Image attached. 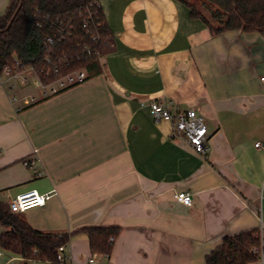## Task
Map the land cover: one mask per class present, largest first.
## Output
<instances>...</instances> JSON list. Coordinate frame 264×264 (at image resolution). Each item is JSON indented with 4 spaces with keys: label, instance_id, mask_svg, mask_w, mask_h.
<instances>
[{
    "label": "crops",
    "instance_id": "obj_1",
    "mask_svg": "<svg viewBox=\"0 0 264 264\" xmlns=\"http://www.w3.org/2000/svg\"><path fill=\"white\" fill-rule=\"evenodd\" d=\"M189 1L210 18L212 6ZM100 2L115 50L99 75L51 96L28 69L0 80V202L50 196L18 214L41 232L120 228L110 256L74 235L70 264H206L225 236L264 238V36L213 35L176 0ZM8 4L0 0V16ZM151 100L204 117L206 158L154 120ZM30 157L36 170L24 165ZM12 258L51 264L4 251L0 264Z\"/></svg>",
    "mask_w": 264,
    "mask_h": 264
},
{
    "label": "trees",
    "instance_id": "obj_2",
    "mask_svg": "<svg viewBox=\"0 0 264 264\" xmlns=\"http://www.w3.org/2000/svg\"><path fill=\"white\" fill-rule=\"evenodd\" d=\"M176 1L186 5L190 17L202 19L213 35L240 30L246 33L258 32L264 36V0H204L212 6L210 18L189 0ZM94 2L95 0H9L5 14L0 16V76L7 67L14 75L30 67L38 71L45 65L48 56L51 57V65L60 67L61 75L82 68L87 69L89 78L99 75L102 71V58L114 52L115 44L101 7L97 17L102 21V27L91 29V34L99 36L98 43L90 42L91 34L82 29L83 15ZM47 16L50 17L49 22L59 17L65 22V26L70 21V26L74 28L65 41L49 47L45 45V40L56 31L46 22H43V27L38 26L39 21H45L44 17ZM84 46L90 48V54L83 51ZM40 77L44 83L54 80ZM0 228L1 251L25 262L51 264H64L58 259V249L68 246L77 233H85L91 252L102 256L111 255L114 240L120 233L119 227H91L63 234L41 232L33 229L18 214L12 213L9 205L2 202ZM260 244L259 230L225 236L222 244L208 255L206 264H250L259 261L254 250Z\"/></svg>",
    "mask_w": 264,
    "mask_h": 264
},
{
    "label": "built area",
    "instance_id": "obj_3",
    "mask_svg": "<svg viewBox=\"0 0 264 264\" xmlns=\"http://www.w3.org/2000/svg\"><path fill=\"white\" fill-rule=\"evenodd\" d=\"M100 1L101 0H95L92 7L86 9L83 15L81 27L88 34L92 33V28L100 29V27H102V21L99 17H97L98 9H100L101 7ZM44 18L45 21H39L38 26L43 27V22H46L50 28L56 31L53 36H48L46 38L45 45L48 47L54 46L58 42L62 43L63 41H65L74 29L73 26H70V21H67V24L65 26V22L60 20L59 17L53 22H49L50 17L48 16ZM99 39L100 38L97 34H91L90 42L98 43ZM81 47L82 46H80V48ZM83 51L85 53L90 54V48L87 46L83 47ZM50 63L51 57L48 56L45 59V65L38 71L34 67L28 68V70H31L36 74L38 79L36 85L40 87L45 96L58 94L61 91L82 84L89 79V75L86 68H82L79 70H75L71 73L61 75L60 67L53 66ZM3 76H14V74H12L10 68L7 67L4 70L3 74L0 76V80ZM40 76L45 79L53 78L54 80L49 83H44ZM260 80L264 84V77H261ZM32 101L34 102V99H32ZM26 103L29 102L26 101ZM147 106L154 120L158 122L167 121L171 123L173 129L172 137L174 139H184L189 144L194 153L201 156L202 158L207 157V153L209 150V132L204 117L199 115L196 110L189 109L187 111L172 112L166 104L157 100L149 101ZM260 146V144L256 145V147ZM38 162L39 159H37L36 157H30L24 161V165L26 167L35 169V166L38 164ZM49 199L50 196L46 194H39L37 191L32 190L15 197L9 203V208L12 213L20 214L31 208L43 207ZM175 199L178 203H181L185 206H191L193 202L192 196L188 193H178L175 195ZM260 238L261 244L259 248H255L254 252L259 256V261L264 264V238L262 232H260ZM111 240L113 241L114 238H112ZM67 247L68 246L65 245L61 246L58 249V259L64 264H70V260L65 255ZM1 254L2 251L0 250V255ZM13 260V258L10 260L11 264ZM94 263V259L92 258L88 261L87 264Z\"/></svg>",
    "mask_w": 264,
    "mask_h": 264
},
{
    "label": "water",
    "instance_id": "obj_4",
    "mask_svg": "<svg viewBox=\"0 0 264 264\" xmlns=\"http://www.w3.org/2000/svg\"><path fill=\"white\" fill-rule=\"evenodd\" d=\"M20 8H21V6L19 7V9L17 10V12L15 13V15H14V17L12 18V20H11L10 24L8 25V27L11 25L12 21H13L14 18L16 17V15H17V13L19 12Z\"/></svg>",
    "mask_w": 264,
    "mask_h": 264
},
{
    "label": "rangeland",
    "instance_id": "obj_5",
    "mask_svg": "<svg viewBox=\"0 0 264 264\" xmlns=\"http://www.w3.org/2000/svg\"><path fill=\"white\" fill-rule=\"evenodd\" d=\"M0 231H1V228H0ZM1 233V232H0Z\"/></svg>",
    "mask_w": 264,
    "mask_h": 264
}]
</instances>
